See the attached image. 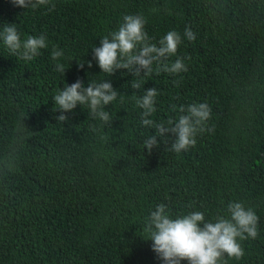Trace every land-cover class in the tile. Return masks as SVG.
<instances>
[{
  "label": "trees",
  "instance_id": "trees-1",
  "mask_svg": "<svg viewBox=\"0 0 264 264\" xmlns=\"http://www.w3.org/2000/svg\"><path fill=\"white\" fill-rule=\"evenodd\" d=\"M52 4L24 9L0 0V31L14 24L21 39L43 34L49 45L24 61L0 39V264H163L153 241L142 237L159 204L173 218L200 211L212 220L227 215L230 202L256 212L259 234L240 241L244 256L225 257L226 264H264V0ZM128 14L146 19L158 46L177 31L183 42L167 63L182 58L187 71L101 73L93 46ZM53 48L63 50L64 77L55 70ZM77 79L85 85L104 79L119 92L105 106L111 125L79 104L65 113L67 121H57L53 97ZM132 82L143 86L134 89ZM153 87V120L167 125L178 120L181 106L206 103V127L214 131L199 133L196 146L180 153L171 149L169 133L149 152L143 141L155 129L141 124L136 101Z\"/></svg>",
  "mask_w": 264,
  "mask_h": 264
},
{
  "label": "clouds",
  "instance_id": "clouds-1",
  "mask_svg": "<svg viewBox=\"0 0 264 264\" xmlns=\"http://www.w3.org/2000/svg\"><path fill=\"white\" fill-rule=\"evenodd\" d=\"M15 6L36 9L41 6L54 7L52 0H12ZM146 19L139 14H128L123 17V23L118 30L101 37L100 46H93V57L97 61L101 73L111 75L118 69H127L133 76L159 75L161 72L179 74L186 72L187 67L182 58H177L169 65L167 61L178 52L182 37L175 31H168L159 40V46L151 43L145 31ZM184 35L189 41H194L195 33L186 28ZM0 39L12 56L24 61H32L40 55L42 49L48 48L47 37L28 35L21 39L14 24L5 23L0 31ZM63 50L53 48L51 58L57 61L55 70L64 77L65 66L59 62L63 57ZM91 68V61L87 62ZM156 65L155 69L153 65ZM79 68H84L80 61ZM143 85L132 82L134 89ZM158 94L153 87L143 92L137 98V105L143 110L141 124L155 129V133L143 141L149 152L158 146L161 140L172 134L175 139L171 149L177 153L188 151L196 146V136L204 131H214L207 128V121L211 118V108L206 103H193L185 108L181 106L178 120H169L167 125L156 122L151 117L155 113V100ZM119 92L107 80L91 81L87 85L77 79L76 82L64 86L54 95V104L61 114L57 121L64 122L69 118L66 112L74 110L77 105L90 109L94 118H99L105 126L111 125L112 114L105 110V106L117 100ZM122 100V97H121ZM176 110V106H172ZM143 147V148H144ZM259 217L251 207H245L242 202H230L227 205V215H217L214 219H206L200 211L190 212L173 218L163 203L159 204L147 218L142 231L148 234L145 240H151L152 249L163 264H226L225 257L240 260L244 248L240 241L258 236Z\"/></svg>",
  "mask_w": 264,
  "mask_h": 264
}]
</instances>
